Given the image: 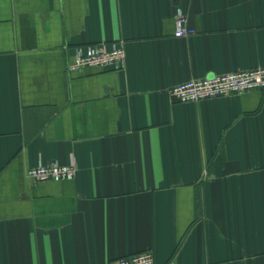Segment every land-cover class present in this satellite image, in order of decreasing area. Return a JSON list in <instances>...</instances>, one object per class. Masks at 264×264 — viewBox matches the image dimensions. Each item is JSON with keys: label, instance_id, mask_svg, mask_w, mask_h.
Returning a JSON list of instances; mask_svg holds the SVG:
<instances>
[{"label": "crops", "instance_id": "obj_1", "mask_svg": "<svg viewBox=\"0 0 264 264\" xmlns=\"http://www.w3.org/2000/svg\"><path fill=\"white\" fill-rule=\"evenodd\" d=\"M102 42L122 69L68 71ZM258 67L264 0H0V264H264V91L169 94Z\"/></svg>", "mask_w": 264, "mask_h": 264}, {"label": "built area", "instance_id": "obj_2", "mask_svg": "<svg viewBox=\"0 0 264 264\" xmlns=\"http://www.w3.org/2000/svg\"><path fill=\"white\" fill-rule=\"evenodd\" d=\"M196 31L187 25L185 15L178 11L176 19L177 38L194 35ZM126 52L122 42L98 43L78 47L68 71L76 72L85 68L122 69L125 65ZM264 91V68L236 71L224 75H213L203 79H192L173 86L170 96L179 103L198 102L249 91ZM77 168L73 157L62 165L57 162L39 163L27 170V176L35 182L71 180L76 176ZM111 264H154L151 252H142L129 257L116 259Z\"/></svg>", "mask_w": 264, "mask_h": 264}]
</instances>
